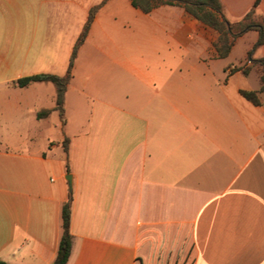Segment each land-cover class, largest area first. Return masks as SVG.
<instances>
[{
    "label": "crops",
    "instance_id": "obj_1",
    "mask_svg": "<svg viewBox=\"0 0 264 264\" xmlns=\"http://www.w3.org/2000/svg\"><path fill=\"white\" fill-rule=\"evenodd\" d=\"M220 1L230 23L256 2ZM92 10L62 121L53 83H16L66 76ZM218 38L179 7L0 0L1 262L53 264L70 202L67 264H264V94Z\"/></svg>",
    "mask_w": 264,
    "mask_h": 264
},
{
    "label": "trees",
    "instance_id": "obj_2",
    "mask_svg": "<svg viewBox=\"0 0 264 264\" xmlns=\"http://www.w3.org/2000/svg\"><path fill=\"white\" fill-rule=\"evenodd\" d=\"M261 0H256L254 7L239 22L230 23L226 18L223 5L220 0H132L135 8L142 10L144 13H150L161 6H173L184 9L188 14L197 20L216 30L219 33L218 41L215 44L218 56L221 59L228 58L239 39L245 34L256 31L259 33L258 40L248 51L245 62L241 61L239 66L230 67L232 72L241 71L248 76L253 70L257 72L260 79V90L242 91V96L256 106L262 104L260 94H264V59L254 60V52L264 45V18L257 16V8ZM95 16V10L90 12L87 23L79 37L70 60L66 76L59 77L55 75H38L27 77L17 81V86L24 88L34 82H51L57 88L56 110L59 111L62 121L65 115V96L68 85L73 78V68L80 47L84 44L89 33L91 24ZM247 62H251L250 65ZM49 111L41 112L38 118L47 117ZM64 148L67 152L68 140L64 142ZM71 222V203L68 202L62 209V236L59 243L58 253L53 264H67L72 251V235L70 232ZM0 264H6L0 261Z\"/></svg>",
    "mask_w": 264,
    "mask_h": 264
},
{
    "label": "rangeland",
    "instance_id": "obj_3",
    "mask_svg": "<svg viewBox=\"0 0 264 264\" xmlns=\"http://www.w3.org/2000/svg\"><path fill=\"white\" fill-rule=\"evenodd\" d=\"M252 37L253 34L249 33L247 37L238 42L232 58L234 61H240L242 59V61L245 62L247 57V54L245 55V49L250 45ZM247 64L250 65L249 62H247Z\"/></svg>",
    "mask_w": 264,
    "mask_h": 264
},
{
    "label": "water",
    "instance_id": "obj_4",
    "mask_svg": "<svg viewBox=\"0 0 264 264\" xmlns=\"http://www.w3.org/2000/svg\"><path fill=\"white\" fill-rule=\"evenodd\" d=\"M66 179L68 182L69 190H70V192H72V177L69 175V176H67Z\"/></svg>",
    "mask_w": 264,
    "mask_h": 264
},
{
    "label": "built area",
    "instance_id": "obj_5",
    "mask_svg": "<svg viewBox=\"0 0 264 264\" xmlns=\"http://www.w3.org/2000/svg\"><path fill=\"white\" fill-rule=\"evenodd\" d=\"M250 63V62H249Z\"/></svg>",
    "mask_w": 264,
    "mask_h": 264
}]
</instances>
